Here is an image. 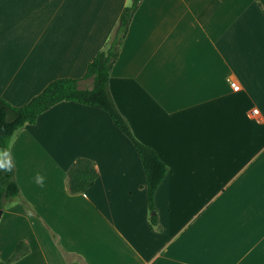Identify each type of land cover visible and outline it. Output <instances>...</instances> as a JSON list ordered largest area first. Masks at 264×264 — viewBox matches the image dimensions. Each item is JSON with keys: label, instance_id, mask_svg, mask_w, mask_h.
<instances>
[{"label": "crops", "instance_id": "0c3cea01", "mask_svg": "<svg viewBox=\"0 0 264 264\" xmlns=\"http://www.w3.org/2000/svg\"><path fill=\"white\" fill-rule=\"evenodd\" d=\"M131 2L0 0V96L22 106L54 79L81 78ZM108 88L168 168L155 193L158 227L130 139L105 111L63 101L10 139L19 194L0 208V261L23 243L9 264H264L258 1L142 0ZM79 157L98 176L72 193Z\"/></svg>", "mask_w": 264, "mask_h": 264}, {"label": "trees", "instance_id": "16d2710c", "mask_svg": "<svg viewBox=\"0 0 264 264\" xmlns=\"http://www.w3.org/2000/svg\"><path fill=\"white\" fill-rule=\"evenodd\" d=\"M141 1L132 0L131 4L123 9L114 33L104 49L88 63L81 78L54 79L22 106H14L0 96V146L9 150L10 139L16 130L27 124H34L41 113L59 102H76L105 111L114 125L130 139L140 157L146 176L147 206L150 212L148 222L151 228H155L159 223L155 193L168 168L153 148L134 136L127 120L117 109L108 88L112 66L119 56L132 17ZM257 1L264 11V0ZM83 82H89L90 86H82ZM97 176L92 161L82 157L77 158L68 170L69 191L80 193L87 190ZM18 194L19 186L15 180L13 165L12 171L0 172V208L7 200L15 198ZM23 248L24 244L19 243L12 257L0 261V264H9L20 256Z\"/></svg>", "mask_w": 264, "mask_h": 264}, {"label": "clouds", "instance_id": "9594fccd", "mask_svg": "<svg viewBox=\"0 0 264 264\" xmlns=\"http://www.w3.org/2000/svg\"><path fill=\"white\" fill-rule=\"evenodd\" d=\"M13 168V157L6 147L0 146V172H10ZM35 183L44 187L45 177L39 172L35 174Z\"/></svg>", "mask_w": 264, "mask_h": 264}, {"label": "built area", "instance_id": "2783aa9c", "mask_svg": "<svg viewBox=\"0 0 264 264\" xmlns=\"http://www.w3.org/2000/svg\"><path fill=\"white\" fill-rule=\"evenodd\" d=\"M230 85L234 90H238L240 88L239 84L236 81H230ZM254 111L256 112V110Z\"/></svg>", "mask_w": 264, "mask_h": 264}]
</instances>
